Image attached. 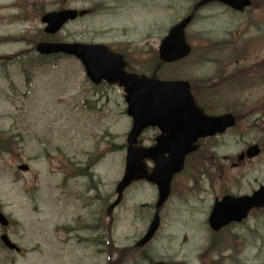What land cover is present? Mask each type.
Here are the masks:
<instances>
[{
  "label": "rangeland",
  "instance_id": "rangeland-1",
  "mask_svg": "<svg viewBox=\"0 0 264 264\" xmlns=\"http://www.w3.org/2000/svg\"><path fill=\"white\" fill-rule=\"evenodd\" d=\"M36 1L47 10L71 7L90 11L65 27L57 40L104 43L125 53L136 70L145 71L159 40L196 0H150L155 4L151 9L148 0H133L144 5L143 12L133 10L131 0H0V208L16 222L7 233L23 250L20 256L0 250V264H66L69 260L72 263L68 264H105L99 248L62 244V235L58 238L54 232V185L61 175L52 145L57 142L61 153L72 154V161L84 163V152L97 160L87 171L96 177L90 196L102 195L109 203L123 173L131 121L122 92L116 87H93L76 60L59 57L29 64L35 59L31 51L42 28L31 11ZM253 5L246 14L219 5L199 11L187 29L191 56L163 72L164 78L198 82L232 75L226 96H214V105H208L218 114L239 112L240 119L236 131L205 142L175 178L161 211V227L149 249L154 264H264V215L256 217L264 211L216 235L219 248L215 249L208 245L214 236L207 225L216 198L226 193L250 195L264 186V80L250 83L254 77L264 78V0H254ZM21 7L29 11L26 16ZM248 39L252 46L238 61L230 58L229 50L218 54L209 46L213 41L241 44ZM235 75L246 79L244 86ZM153 135L150 131L143 135L146 144ZM254 144L261 148V155L233 168L238 155ZM59 160L64 165L62 156ZM21 164L29 166L27 173L17 171ZM67 175L81 185L71 172ZM156 199V188L147 183L127 190L116 209L115 229L105 239L108 245L131 250L150 222ZM71 206L65 201L61 218L68 217ZM88 255L92 258L87 259Z\"/></svg>",
  "mask_w": 264,
  "mask_h": 264
},
{
  "label": "water",
  "instance_id": "water-1",
  "mask_svg": "<svg viewBox=\"0 0 264 264\" xmlns=\"http://www.w3.org/2000/svg\"><path fill=\"white\" fill-rule=\"evenodd\" d=\"M214 0H202L199 5ZM227 4H231L233 7L240 9L244 6H248L249 0H219ZM77 13L61 12L53 14L43 18V22L47 23L48 32H57L61 26L68 20H74ZM189 23V18L182 21L175 26L169 33V36L164 40L161 47V59L167 62L174 61L186 56L189 53V48L184 43L183 30ZM41 54H66L75 56L83 64L88 77L96 84L105 79L108 83L119 82L120 85L126 87L129 97L127 102L129 103L128 114L133 117V127L128 136V142L130 147L127 150L126 158V172L122 181L117 186V192L119 197L115 204L110 208L112 209L120 201V195L122 190L129 185L132 181L141 178H146L150 183L157 185L158 187V202L156 203V210H158L162 204L166 201L170 193V182L174 174L180 172L183 169V162L185 156L194 151L195 147L193 143L199 137H204L206 134L213 132V128L207 126H200V122L191 123L183 122L180 125L181 141L173 146H164L166 138H161L159 141L160 147L153 149H142L133 147L132 144H136V140L142 130L147 125H154L159 117L165 112V110L172 111L173 109L168 107L170 97L168 93L161 89L157 91L153 96L144 95L140 98L135 97L131 91V84L136 77L126 76L122 69L123 65L120 63L118 56L111 54L103 46H86L79 44H41L37 50ZM162 86V84H161ZM171 87L176 89L181 94H187L184 97L183 103L188 105V113L194 114L201 119L200 113L192 109V100L188 93V85L185 83L171 84ZM162 94V95H158ZM172 114L168 115L171 117ZM221 123L215 126L228 125L231 122L230 116L223 117ZM160 129L167 131V127L159 125ZM167 153L168 158H163V155ZM259 154L257 147L250 148L246 155L249 158H253ZM147 158L154 160L155 168L150 175L146 174L145 166L142 165V159ZM264 207V187H261L258 191L253 193L251 197L234 198L231 196H225L218 202L216 201L209 218V225L214 231H218L223 226L231 222H241L246 218L251 209ZM110 209V210H111ZM0 224L5 226L6 221L2 214H0ZM159 227V217L156 214L151 222L148 231L144 238L138 243L139 246L146 244L155 234ZM3 241L6 245H10L7 238L3 237Z\"/></svg>",
  "mask_w": 264,
  "mask_h": 264
},
{
  "label": "flooded vegetation",
  "instance_id": "flooded-vegetation-1",
  "mask_svg": "<svg viewBox=\"0 0 264 264\" xmlns=\"http://www.w3.org/2000/svg\"><path fill=\"white\" fill-rule=\"evenodd\" d=\"M31 11L35 13V17L41 18L44 14L45 8L43 4L35 3L34 5H31ZM131 8L135 10V3L133 0L130 2ZM141 10L143 11L144 5L142 4L140 6ZM149 5L147 8L149 9ZM139 9V8H138ZM59 8L52 9V11H58ZM25 16L28 14L29 11L23 10ZM44 29H42L43 31ZM46 41H56V38L54 35L45 34L43 31V38ZM124 59L127 60V66L129 67V62L124 54ZM130 68V67H129ZM154 134L156 132H153ZM152 138H149L147 140V143H151ZM154 140V139H153ZM146 142V141H145ZM56 150H59L57 147ZM57 159L59 160V153L57 152ZM58 169H68L69 171L76 172L75 167L71 166V164H64V166H60L58 164ZM91 168V165H85L83 170L80 171L79 174H77V178L81 180V185L76 184L72 182V180L62 179L61 183L59 182L57 185V195H56V210L55 215L57 218L61 217V204L63 201L71 202L73 204L72 209L73 211L70 212V214L67 217V221L63 225H61L59 222H57L56 226V234L62 235V240L64 244H74L86 248H90L91 245V233L95 232L97 237V242L101 246L105 243L103 242L104 238L107 237L108 232V222L109 226H113V217L108 218L106 212L104 213L103 204L99 206L100 209H96L93 207L98 206V203L101 202V200L98 197H94L93 201L90 196L91 193V187L88 184L89 178H91L90 173L88 174L87 171H89ZM92 203V204H91ZM152 246V243H149L145 245L142 248L134 247L132 249V254H126V253H120L116 254V263L114 264H154L155 259L153 256H151V250L150 247ZM18 254H22V250H20ZM75 253V252H73ZM100 256H105L106 258L111 259L110 261H113V254H107L106 250L101 253ZM56 260H59L60 255H55ZM73 260H76L75 255H72ZM82 258V257H80ZM78 259L80 263H82L81 259ZM92 258L91 255H88L86 257ZM106 262H109V261ZM85 261V259H84ZM69 262L72 263L71 260ZM69 262H66L68 264ZM110 264V263H105Z\"/></svg>",
  "mask_w": 264,
  "mask_h": 264
}]
</instances>
